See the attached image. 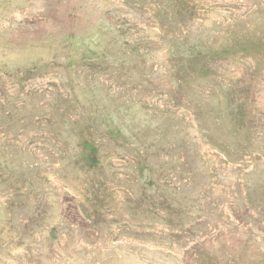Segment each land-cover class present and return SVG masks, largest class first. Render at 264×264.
<instances>
[{"label": "rangeland", "instance_id": "rangeland-1", "mask_svg": "<svg viewBox=\"0 0 264 264\" xmlns=\"http://www.w3.org/2000/svg\"><path fill=\"white\" fill-rule=\"evenodd\" d=\"M0 264H264V0H0Z\"/></svg>", "mask_w": 264, "mask_h": 264}, {"label": "trees", "instance_id": "trees-1", "mask_svg": "<svg viewBox=\"0 0 264 264\" xmlns=\"http://www.w3.org/2000/svg\"><path fill=\"white\" fill-rule=\"evenodd\" d=\"M107 133L113 134L115 133V131L109 129L107 130ZM120 135L121 134H117V136H120ZM81 153H82V156H84L85 160L95 161L94 157H96L95 155L97 154V148L91 140H89L88 138H85L84 140H82ZM6 163L8 164V161H6Z\"/></svg>", "mask_w": 264, "mask_h": 264}]
</instances>
